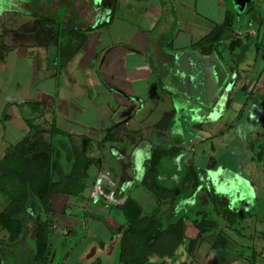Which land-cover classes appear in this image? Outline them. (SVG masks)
Returning a JSON list of instances; mask_svg holds the SVG:
<instances>
[{
  "label": "crops",
  "instance_id": "crops-1",
  "mask_svg": "<svg viewBox=\"0 0 264 264\" xmlns=\"http://www.w3.org/2000/svg\"><path fill=\"white\" fill-rule=\"evenodd\" d=\"M86 1L93 12L90 20L95 24L109 18L103 13L106 8L97 11L94 7L99 1ZM65 3L71 6L72 2ZM72 5L73 13L81 4L73 0ZM119 7L110 26L119 19L121 29L117 36H112L108 28L86 33L84 45L63 64L58 75V40L50 46L52 40L45 43L35 31L29 30V33L46 44L41 46L45 48L43 56L32 55L31 48L35 49L37 44L20 41L18 47H9L7 55L0 57L3 74L5 69L15 70L11 68L14 63L29 61L30 54L41 69L39 75L42 78L37 86L32 85L31 79L28 84H21L14 77L0 82V95L14 93L12 98L0 102V160L8 148L29 134L26 120L31 118L27 114L33 115L24 112L30 110L29 106L8 105L29 101L38 103L42 110H51L57 126L69 133L77 145L88 141L92 152L95 151L92 144L100 145L108 136L114 138L122 131L126 135L132 134L131 140L124 141L126 136H120V139L106 141L104 147L105 151H116V155L124 153L123 156L138 165L137 168L145 167L149 159L145 158L147 151L157 147L179 149L183 151L185 161L189 158L186 156L188 151H199L193 157L194 163L201 168H208V159L206 162L196 159L209 153L215 161V168L209 174L214 177L219 169L218 180L231 183L225 188L226 192L238 195L246 187V201L249 204L255 202L258 197L255 184L264 180V153L261 152L264 151V0H119ZM227 11L233 15L231 39L220 44L213 53L193 49L195 42L224 22ZM89 18L83 20L77 15L76 23L89 22ZM65 20L71 22L74 19L68 14ZM41 22V29L46 32L45 26L49 25ZM172 35V47L167 50L162 43ZM233 41L234 45H231ZM71 44L70 49L77 46L74 41ZM68 45L69 41L64 40V46ZM52 49L54 53L50 57ZM176 49L182 50L179 56L173 51ZM149 52L151 60L147 59ZM10 53L13 55L9 56ZM219 54L224 55L223 58ZM191 61L199 63L204 73L192 72ZM218 70L223 72L217 73ZM226 70L230 71L226 73L229 79L218 84L217 75L222 77ZM27 85L35 94L26 96V92L23 98L21 91ZM199 87L203 89L197 95ZM37 93L40 95L36 96ZM170 113H174L171 125L166 129L159 127ZM18 131L24 132L20 140L14 136L20 133ZM237 138L245 159L240 165L230 159L224 161L223 156L228 150L232 151L231 146ZM98 145L96 148H101ZM106 157L101 155L102 163H98L101 168L95 171L109 175L111 180L120 179V168L116 166H122L121 162ZM136 178L124 177L121 180L123 189L137 181ZM122 190H114L118 198L126 197ZM239 198L235 202L239 203ZM74 202L79 205L83 201L67 198L55 201V210L61 213L62 229H71L73 235L57 236L67 253L53 255L50 264H115L118 241L115 242L111 234L105 244L100 239L103 230L107 231L100 218L105 217L91 210H75ZM6 204L7 200L0 194V212ZM70 204L74 210L72 217L81 222L72 224L68 216H63ZM240 211L245 216L238 217L230 230L224 227L229 242L212 237L201 241L193 256L182 249L179 261L154 257L152 264H264V205L241 207ZM25 230L24 227L22 242ZM7 241L8 233L0 229V245ZM215 242L221 253L209 256V248Z\"/></svg>",
  "mask_w": 264,
  "mask_h": 264
},
{
  "label": "trees",
  "instance_id": "trees-1",
  "mask_svg": "<svg viewBox=\"0 0 264 264\" xmlns=\"http://www.w3.org/2000/svg\"><path fill=\"white\" fill-rule=\"evenodd\" d=\"M98 1L99 5L96 4ZM96 3V10L106 8L109 18L86 28L78 27V14L75 11L71 22L66 21L65 17L54 16L58 9L51 10L49 16H41L45 24L54 27L58 40L57 75L63 64L84 45L86 33L110 27L114 23L120 9L119 0H97ZM232 24L233 15L227 11L224 22L195 42L193 49L216 52L220 44L231 39ZM5 29L3 35L18 33L16 30ZM32 37L38 45L46 46L35 34ZM173 39L172 35L162 43L163 47L171 50ZM64 40L69 41L68 46H64ZM73 41L77 46L70 49ZM231 45H234V41ZM2 55L0 51V57ZM147 59H152L150 52ZM8 106L40 109L38 103L29 101H15ZM44 111L48 113L51 110ZM45 112L43 116H46ZM7 117L5 114L4 118ZM173 117L174 113L166 115L158 126L166 129L171 125ZM26 123L30 129L29 134L8 148L0 160V194L7 200L0 212V229L8 233V241L1 245L0 264L51 263L53 229L50 222L38 217L34 245L30 248L21 241L25 221L33 216L32 209H45L47 214L52 213L57 198L84 199L87 188L84 180L89 177L94 165L89 142L85 145L75 144L72 136L57 126L54 115L49 130L38 131L30 119ZM110 139L113 140L105 138L98 146L104 147ZM147 161L141 184L135 181L133 186H142L155 200V207L145 209L132 191L122 204L113 208L117 219L110 221L100 217L109 234L119 243L116 264H152L154 257L173 258L182 246L189 256H193L201 241L212 237L229 242L226 229L230 230L238 217L245 216L240 211L247 198L244 192L233 195L236 200L240 195L237 203L225 188L216 191L209 174L215 167L201 168L194 162L187 164L183 151L179 149L157 147ZM128 188L129 185L122 191L127 193ZM207 203L210 207L203 206ZM195 209H198V215L204 216L201 220L195 219L196 225L190 226L189 217ZM205 215L211 217L210 222ZM218 253H221V249H218L215 242L209 248V256L215 257Z\"/></svg>",
  "mask_w": 264,
  "mask_h": 264
},
{
  "label": "rangeland",
  "instance_id": "rangeland-1",
  "mask_svg": "<svg viewBox=\"0 0 264 264\" xmlns=\"http://www.w3.org/2000/svg\"><path fill=\"white\" fill-rule=\"evenodd\" d=\"M65 2H72L71 6H67ZM77 2H80V4H81L78 7H75L76 8L75 10L78 13V18L86 20L88 17H90L89 22L79 23L78 26L79 27H87L90 24L95 25V22L90 20L92 18L90 15H93L91 6L87 5L86 0L82 1L83 4H82L81 0H77ZM63 3H64L63 7L60 8L61 7L60 5H62ZM72 4H73V0H0V51L4 55H7L6 54L7 49L9 47H12V46L18 47V43L20 41H27V42H30L31 44L33 43L34 45L37 44V40H35V38L32 37L33 34H30L29 30L35 31L38 35V38L43 39V41L45 43H46V41L52 40L50 42V46H51V44L55 45L56 36H55V32H54V27H52V26L49 27V26L44 25L47 28V30H46V32L43 31L41 29V27L43 25L41 22L42 21L41 16L43 14L45 16H49V14L51 13V10L58 9V11L54 15L57 18L66 17L68 14H70V16L73 17V14L71 11L73 10L74 6ZM2 11H4V12H2ZM103 13L108 15L107 10H106V12H103ZM116 20H118V22L116 21L113 27H110V28L107 27L108 28L107 30L110 31L111 35L115 36V37L117 36V34L119 33V30L121 29V23H120L119 19L117 18ZM5 28L7 30H10V31L16 30V31H18V33L16 35L11 34V33H6L3 35V33H4L3 29H5ZM6 29H5V31H6ZM117 38H119V37H117ZM41 46L39 47V45L37 44V46L35 45V49L31 48L32 51H34V53L32 55L39 53L41 56H43L45 48L44 47L41 48ZM221 50H224V49L221 48ZM173 51L176 53V56H179L180 52L182 50L176 49ZM226 52H228V51H226ZM53 53H54L53 49H52V51H49L50 57L53 56ZM227 54H225V56H228ZM12 55L13 54H11V53L9 54V56H12ZM32 55L28 54L27 58H30L29 61L28 60H22L20 62L14 63V65H11V68L15 69V70H12L10 72V69H5L3 71V74L0 71V82L2 83L4 81H7V78L12 79V77H14L13 79H16L17 82L21 81V84H24V83L28 84V81L31 79V80H33L32 85L37 86L39 84V80L42 79V78H40L41 76L39 75V74H41V69L39 67H37V64L35 63L36 61H34V59L31 58V57H34ZM218 56L222 57L224 55L219 54ZM229 58H230V55H229ZM191 65H192V69H193L192 72L204 73L202 66L199 63L191 61ZM207 72H208V76H209L210 71L208 70ZM221 72H223V70H218L217 73H221ZM226 73L229 74L230 71L229 70L224 71V75H222V77L219 74H218L219 76L217 75L216 78H218L217 79L218 84L221 83V80H223V82H224L225 80L229 79L228 76H226ZM34 81H36V82H34ZM30 88H31V86L27 85L26 89L24 88L21 91V96L23 97L24 96L23 94H25L26 92H27L26 96H27V94H28V96L34 95L35 94L34 91H30ZM202 89H203L202 87L197 88V91H196L197 95H199L202 92ZM13 94L14 93L11 94L8 92H4L3 94L0 95V102L5 101V99L7 97L12 98V96H14ZM39 95H40V93H39ZM39 95L37 93L36 96H39ZM9 110L10 109L7 110V113ZM41 110H42V108H40L39 111L34 109V108H30V110L25 109L24 112L25 113L31 112L33 114V115L27 114V117L31 118V121L37 127L38 131L49 130L50 126H51V123H50L51 120L50 119H51V115H53V114H52V112L47 113L44 110H42V111ZM44 112H45L46 116H43V115L41 116V114H44ZM26 127L27 126L25 125V129H26ZM27 130H29V129L27 128ZM18 132H20V131H18ZM23 134H24V132H22V134L20 132L14 136L16 137L17 140H20V138H21V136H23ZM124 135L126 136V137H124L125 138L124 141H127L128 139H130V140L133 139L132 134L126 135V132L122 131L116 137H114L113 140L117 139L118 137L120 139V136H124ZM109 138H110V136H108V139ZM81 143L84 145L87 142L81 141ZM239 143H240V140L238 139V141L236 143L232 144L231 147L233 149H232V151L230 150L231 153L228 150V153L225 152V154H223V156L225 157L224 161H226L227 159H230L231 161H233L235 163V165L243 164V161L245 159L243 156L244 154L239 147ZM95 144L96 143H94V145L92 144V146L95 148L94 149L95 151L90 152V157L93 158L95 161L94 166L90 170L89 177L84 180L86 185H87V188L85 189V192H84L85 196H84V199L80 200V201H83L81 204L76 205L74 202V206H73L74 209L78 210V211H85V212H87V211L90 212V210H91L93 212L99 213L100 215L104 216L108 220L112 221V220L117 219L116 212L113 210V208L118 207L120 204H122L125 201L126 197L132 191H133V194L136 196V198H138L140 200L142 206L145 209H147V210L153 209L155 207V203H156L155 200L152 199V197L148 194V192L142 186H138L139 184H137L136 186H133L135 182L134 183L130 182L132 185H130L129 188L126 190L127 193L122 191L123 193L126 194V197H119L118 198L117 195L115 194L114 198L113 197L111 199L109 198L111 195V192H114V190L121 191L123 189L124 183H122L121 180L124 177H130L132 179L134 176H136V177H138V179L136 178L137 182H139L141 184V181L143 180V177L145 176V171H146V166L148 165V161L146 162L145 167H142L140 165L137 168L138 165L136 166L135 163L133 165L131 160L128 159V157L123 156L124 153H122V155H121V153L119 152L118 155H116V154H114V152H116V151H112V152L105 151V150H107L105 148L106 146L101 147V148H96V146L98 144L97 145H95ZM110 144H108V146H110ZM184 146H187V144H185ZM152 151L153 150H149V152L147 151V155H145V158L150 157ZM197 152H199V151H195L194 149H191L190 151H188V153L186 155L189 157L188 159H186L187 164L194 162V159H195L194 157L196 156ZM261 152L264 153V151H261ZM189 153L192 154V156H190ZM101 155H103V157L107 156L106 158H108V160H112V159L114 160L115 159L116 161H118V163L121 162L122 166L120 164L116 166V168H120L121 176H120V179H118V178L113 179L112 178L113 182L111 183V185L104 184L102 186V190L104 191L105 194H102L101 197L95 199L92 196L93 192L97 188V185H100V183H101V180L99 177L100 172L95 171V170H97V168L98 169L101 168L98 165L99 160L101 158ZM193 155H195V156L193 157ZM219 157H218V160L221 159ZM200 159H205V162L208 159V167L215 165V161L209 155V153L207 154V156H199V158L196 159V161H201ZM178 161H180L179 158H178ZM205 162L202 161L201 163L203 164ZM213 163H214V165H212ZM220 174H221V172L218 169L214 174L215 176L212 177V180L214 181V188L216 191H218V190L220 191V189L222 187L223 188L229 187L231 184L227 181H223V182L219 181L218 179L220 177H217V175H220ZM120 184H121V186H120ZM255 185H256V191H257V196H258V197L256 196L257 197L256 201L251 202L249 204L245 200V203H243L241 207H247V206L250 207V205H251V207L253 208L256 206H261V205L263 206L264 205V180L256 183ZM118 187H119V189H118ZM243 190H244V192H246L247 191L246 187L243 188ZM203 197L200 200H202ZM72 200L74 201V199H70V201H72ZM114 200H116L117 202H114ZM203 206L210 207V205L208 203H207V205L203 204ZM73 211L74 210L72 209V205L70 204L67 206L66 212L63 216L65 218H66V216L69 217V223L75 224L77 221L81 222V219L76 218V217H72ZM197 212H198V209H195L194 212L192 214H190V217H189L190 226L196 225L195 219L201 220L203 218L204 215H198ZM31 214L33 216H31L28 220L25 221L26 230H25V233L23 236L24 243L26 245H28L30 248H33V245H34L33 238H34V234H35L36 220L38 219V217H40L44 221L45 220L49 221L50 225L53 229L52 236H51L52 237L51 245H52L53 255L57 256V255L66 254L67 253V251L65 249L66 247L61 246L62 244H60V240H59V238H57V236L60 235L61 237H64V238L72 237L73 232L71 231V229H62L63 226H61L59 223L60 222L59 220L61 218V216H60L61 213H59L57 209L56 210L54 209L52 213H48V214L46 213L45 209H39V210L38 209L37 210L32 209ZM69 214H71V215H69ZM206 219L209 222L211 221V217L209 215L206 216ZM100 239L103 240L102 244L103 243L105 244L106 241L108 239H110L109 233L106 230H103L102 235H100ZM97 245L99 246V243H97ZM67 247H69V245H67ZM101 248H103V246H101ZM0 249H1V245H0ZM182 249L184 251L183 246L177 251V254L172 258V261H179V259H180L179 254H181L180 252H182ZM115 262H117V258H116ZM191 264H192V262H191Z\"/></svg>",
  "mask_w": 264,
  "mask_h": 264
},
{
  "label": "built area",
  "instance_id": "built-area-1",
  "mask_svg": "<svg viewBox=\"0 0 264 264\" xmlns=\"http://www.w3.org/2000/svg\"><path fill=\"white\" fill-rule=\"evenodd\" d=\"M99 177H100L101 183H100V185H97V188L95 189V191L93 192V195H92L93 198H95V199L101 197L102 194H105L104 191L102 190V186L104 184L111 185V183H112L109 175H106L104 173H100ZM114 196H115V191L111 192V195L109 198L110 199L112 197L114 198ZM114 202H117V201L114 200Z\"/></svg>",
  "mask_w": 264,
  "mask_h": 264
}]
</instances>
